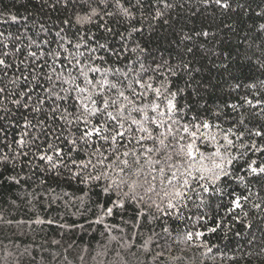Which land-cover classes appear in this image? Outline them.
<instances>
[{"label": "trees", "instance_id": "1", "mask_svg": "<svg viewBox=\"0 0 264 264\" xmlns=\"http://www.w3.org/2000/svg\"><path fill=\"white\" fill-rule=\"evenodd\" d=\"M130 2L135 4V0ZM168 2L174 7L155 20L151 18L157 7L155 0H145L143 8L133 7L132 19L120 15L105 17L108 26L114 30V33L106 34L103 30H97L94 24L83 28L61 25L66 18L74 20V14L70 10L61 11L60 6L41 10L42 0H0V12L19 17L17 21H11L6 19V15L0 16V32L4 33V37L0 38V56L8 51L6 59L15 61L9 78L19 76L21 72L28 75L20 61L27 57L30 64L35 59L27 56L30 39L35 40L40 49L50 51L57 48L59 38L55 32L61 26L66 29L73 44L77 42L73 33L79 29L85 38L94 35L100 43L107 42L120 52L117 60L114 54L103 50L89 53L87 48L95 46V40L87 45L82 44L79 49L84 53L82 60L92 55L106 58L107 63L97 59V66L139 69L137 57H140L145 67L149 68L147 75H153L151 69L155 68L156 63L167 61L168 67L176 72L175 76L167 71L164 73L171 82L169 87L173 91L184 89L177 99L181 107L188 105L183 113L185 122L198 116L215 124L217 120L213 113L220 109L232 118L225 120L221 115L220 122L226 129L233 120L239 119V112L233 113L222 106L240 104V111L248 116L249 127L264 125V118L250 115L253 111L259 113L260 107L253 110L243 103L245 96L253 99V102L255 98L264 100V89L260 87V82L264 81V67H261L264 65V31L259 29V25L264 23V16L257 15L264 10V0H232L229 10L221 9L214 3L201 4L200 0ZM237 4L243 7H237ZM159 7L162 9L163 5ZM42 24L46 31L41 30ZM132 28L139 31L131 32ZM205 31L209 33L208 36L202 35ZM119 33H124L123 40ZM185 35L192 38L184 40ZM44 40L50 43H41ZM137 43L147 50L146 53L130 51ZM18 45L21 47L19 53L14 51ZM188 48L193 51L188 53ZM31 50L39 52L36 45H32ZM71 50L77 51L74 48ZM66 55L61 50L58 60ZM46 59L48 64L52 63L50 57L38 60L44 71L48 70ZM185 63L189 64L190 70L183 68ZM90 75L99 77L100 74ZM159 82L156 81L157 84ZM4 83L6 81L0 86H4ZM237 84L239 87H234ZM249 84H256V89L248 88ZM21 87H27L23 79L8 85L10 90ZM33 88L34 85L28 87V91L32 92L34 99L44 95L42 89L34 91ZM7 107L18 117L20 113L27 115L33 124L42 118L22 108L17 109L10 102ZM3 115V111H0V116ZM10 119L11 123L0 132V154L6 152L11 157L17 156L18 152H28V156L19 155L7 165L0 162V264H264V252L261 251L264 249V178L247 177L246 172H242L240 174L246 176L248 188L230 182V191L234 189L243 196H248L249 190L251 192L249 202L242 205L243 211L236 209L229 212L231 197L227 195H198L197 189V192L189 193L192 198L184 202L186 206L169 210V215L160 214L158 220H150V215L155 214L154 209L137 220L134 206H130L125 211L116 209L114 215L104 216L103 222L97 224L93 221L103 215L100 205L107 199L99 195L97 183L102 185L104 182L85 185L73 179L63 167L59 168V175L56 170L49 171L38 156L33 155L37 147L41 152L47 151L48 138L40 134L31 148L18 145L14 141L25 130L23 119ZM3 124L0 121V127ZM80 127H83V122ZM31 131L33 135L39 134V129ZM252 139L259 141V138ZM247 142L250 143V140ZM148 144L151 146L150 141ZM233 154H236L235 150ZM259 157L260 154L251 153L248 156L249 159ZM79 158H83L82 153ZM239 166L242 167L243 162ZM9 176L17 177L20 182L17 184L8 180ZM201 197L204 198L203 205H200ZM112 198L115 199V196ZM252 203H261L262 208H253ZM37 220L42 222L36 223ZM49 220L54 223L49 224ZM217 224L220 227L217 228ZM165 226L170 234L162 231ZM209 228H216V231L211 232ZM189 231L202 235L186 241L184 237ZM149 237H152V241L149 251L145 252L142 246ZM208 248L212 251L208 252ZM157 252L163 254L154 261Z\"/></svg>", "mask_w": 264, "mask_h": 264}, {"label": "snow or ice", "instance_id": "2", "mask_svg": "<svg viewBox=\"0 0 264 264\" xmlns=\"http://www.w3.org/2000/svg\"><path fill=\"white\" fill-rule=\"evenodd\" d=\"M155 3L157 7L151 16L153 20L162 18L166 10L174 7L168 0H155ZM200 3L204 5L214 3L224 10L232 8V0H200ZM126 4L128 6H125ZM144 4L145 0H135L134 5L130 0H52V3H49V0H42L41 10L60 6L61 11L70 10L75 16L74 20L71 17L62 20L61 25L83 28L85 25L94 24L97 30L109 34L114 33V30L108 26L105 17L120 15L132 19L131 9L143 8ZM159 5H163V8L161 9ZM237 7L243 6L237 4ZM5 15L6 19L11 21H17L19 18L16 14L0 12V16ZM257 15L264 16V10ZM23 19L26 20L27 17ZM40 28L46 31L43 24ZM259 29L264 31V23L259 25ZM138 31L137 28L131 29V32ZM202 35L208 36L209 33L205 31ZM55 36L59 38L57 48L50 51L40 49L37 42L29 38L27 56L35 59L30 64L27 57L20 61L28 75L21 72L19 76L9 78V71L15 61L10 62L6 59L9 56L8 51L0 56V83L6 81L4 86H0V111L4 113L0 116V121L4 122L0 132L11 123L10 117L16 120L22 118L25 130L14 142L31 148L35 146L40 134L47 137V151L41 152L37 147L33 155L38 156L49 171L56 170L59 175V168L63 167L73 179L85 185L103 181L102 185L97 183V187L100 188L99 195L107 199L100 205L103 215L97 216L93 223H102L104 216H112L116 209L125 211L130 206H134L137 220L151 213L153 209L155 214L150 215V220H158L160 214L169 215V210L178 209L181 205L186 206L184 202L192 198L189 193L197 192V189L198 195L200 193L216 194L221 197L227 195L231 197L228 211L233 212L236 209L243 211L242 205L249 202L251 192L249 190V195L243 196L234 189L230 191V182L248 188L246 176L240 174L242 172H246L247 177L264 178V125L249 127L248 116L240 111L242 108L240 104L222 106L231 109L233 113L239 112V119L233 120L226 129L220 122L221 115H224L225 120L232 118L227 112L222 113L220 109L213 113L217 120L215 124L207 118L198 116H193L190 121L185 122L183 113L188 105L181 107L177 99L184 89L177 88L173 91L169 87L171 82L166 79L164 73L167 71L175 76L176 72L168 67L167 61L156 63L155 68L151 69L153 75H147L149 68L145 67L140 57H137L140 62L139 69L100 67L95 61L99 59L107 63L106 58L92 55L82 60L84 53L79 51L82 44L87 45L95 40V46L87 48L89 53L103 50L114 54L117 60L120 58V52L107 42L100 43L94 35L85 38L79 29L73 33L77 38L75 44L63 26L55 32ZM119 36L123 40L124 33H119ZM2 37L4 33L0 32V38ZM191 38L189 35L183 37L184 40ZM41 43L49 44L50 41L44 40ZM32 45H36L39 52L32 51ZM4 47L7 48L8 45L5 44ZM124 47L127 49L126 44ZM71 48L77 51H72ZM61 50L67 55L58 60L61 57ZM138 50L142 54L147 51L139 43L130 51L135 53ZM14 51L19 53L21 47L18 45ZM192 51L191 48L187 49L188 53ZM41 57H50L52 60L51 64L45 60L47 71L38 64ZM57 63L60 65L59 68ZM183 68L190 70L187 63L183 64ZM96 73L100 74L99 77L90 75ZM21 79L25 81L27 87L11 90L8 88L9 84H16ZM157 80L160 81L158 84ZM33 85L34 91L42 89L44 95H38L34 99L32 92L28 91V87ZM234 87L238 88L239 84ZM247 87L256 89L257 85L249 84ZM260 87L264 89V81L260 82ZM9 102L17 109L22 108L42 118L33 124L23 113L18 117L7 107ZM243 103L253 110L259 106L260 112L253 111L250 115L253 118L257 115L264 118V100L255 98L253 102V99L245 96ZM32 129H39V134L33 135ZM25 137L30 139L26 140ZM252 137L259 138V141ZM249 140L250 143L247 142ZM149 141L151 146L148 144ZM8 147L11 148V145ZM74 153L77 155L74 156ZM80 153L83 154V158H79ZM249 153L260 154V157L249 159ZM19 155L28 156V152H18L17 156ZM17 156L10 157L5 152L0 154V162L5 165L13 163ZM240 162H243L242 167L239 166ZM7 179L17 184L20 182L15 176H9ZM81 202L83 203V198ZM203 204L204 198L201 197L200 205ZM252 207L261 209L262 204L252 203ZM244 215L247 216V213ZM48 223L54 221L49 220ZM79 227L82 228L83 225ZM216 227L220 225L217 224ZM208 230L215 232L216 228ZM162 231L170 234L167 226ZM201 235L200 232L189 231L184 239L192 241L194 236L198 238ZM151 241L152 237L145 240L142 246L145 252L149 251ZM207 251L211 252L212 249L208 248ZM261 251L264 252V249ZM25 252L28 250L25 249ZM162 254L157 252L153 260H157Z\"/></svg>", "mask_w": 264, "mask_h": 264}]
</instances>
